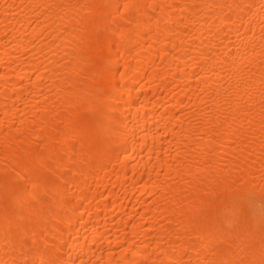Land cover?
Here are the masks:
<instances>
[{
    "label": "bare ground",
    "instance_id": "6f19581e",
    "mask_svg": "<svg viewBox=\"0 0 264 264\" xmlns=\"http://www.w3.org/2000/svg\"><path fill=\"white\" fill-rule=\"evenodd\" d=\"M0 264H264V0H0Z\"/></svg>",
    "mask_w": 264,
    "mask_h": 264
}]
</instances>
